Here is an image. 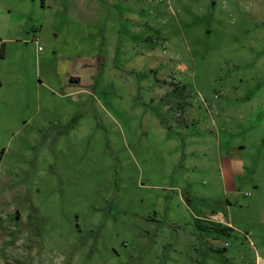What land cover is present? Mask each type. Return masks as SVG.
Wrapping results in <instances>:
<instances>
[{
    "label": "rangeland",
    "instance_id": "374dc122",
    "mask_svg": "<svg viewBox=\"0 0 264 264\" xmlns=\"http://www.w3.org/2000/svg\"><path fill=\"white\" fill-rule=\"evenodd\" d=\"M0 264H264V0H0Z\"/></svg>",
    "mask_w": 264,
    "mask_h": 264
},
{
    "label": "crops",
    "instance_id": "0c3cea01",
    "mask_svg": "<svg viewBox=\"0 0 264 264\" xmlns=\"http://www.w3.org/2000/svg\"><path fill=\"white\" fill-rule=\"evenodd\" d=\"M221 216V215H220ZM217 217H219V215L217 214V215H214V216H209V218H208V220L210 221V222H212V221H214V220H212L213 218L215 219V218H217ZM222 217V216H221ZM223 218V217H222ZM216 220V219H215ZM215 223H217V222H215ZM221 225H223V226H226L224 223V221H220L219 222Z\"/></svg>",
    "mask_w": 264,
    "mask_h": 264
},
{
    "label": "trees",
    "instance_id": "16d2710c",
    "mask_svg": "<svg viewBox=\"0 0 264 264\" xmlns=\"http://www.w3.org/2000/svg\"><path fill=\"white\" fill-rule=\"evenodd\" d=\"M209 223H211V225H213V226H220V225H218L217 223H215V222H209Z\"/></svg>",
    "mask_w": 264,
    "mask_h": 264
},
{
    "label": "built area",
    "instance_id": "2783aa9c",
    "mask_svg": "<svg viewBox=\"0 0 264 264\" xmlns=\"http://www.w3.org/2000/svg\"><path fill=\"white\" fill-rule=\"evenodd\" d=\"M215 219H217V218H215Z\"/></svg>",
    "mask_w": 264,
    "mask_h": 264
}]
</instances>
